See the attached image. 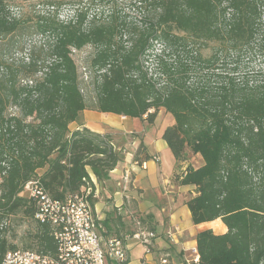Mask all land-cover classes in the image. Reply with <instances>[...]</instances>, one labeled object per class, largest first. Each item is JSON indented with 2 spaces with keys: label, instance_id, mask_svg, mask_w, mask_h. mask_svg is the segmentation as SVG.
Here are the masks:
<instances>
[{
  "label": "trees",
  "instance_id": "16d2710c",
  "mask_svg": "<svg viewBox=\"0 0 264 264\" xmlns=\"http://www.w3.org/2000/svg\"><path fill=\"white\" fill-rule=\"evenodd\" d=\"M37 5L46 11L26 17L0 0V38L30 27L51 39L41 79L10 84L5 96L0 92V264L8 250L18 249L4 224L16 214L34 223L22 250L50 255L56 250L50 227L33 220L34 202L21 195L26 183L36 181L58 200L87 184L93 193L90 176L104 182L124 160L109 135L69 129L86 109L71 55L86 46L93 48L96 111L152 123L163 110L174 120L162 139L175 160L201 157L203 164L188 166L180 180L196 189L187 202L191 222L219 219L227 230L196 235L195 264H264V75L252 81L234 75L243 55L264 59V0H38ZM63 9L69 17L60 20ZM209 43L215 48L205 57L201 49ZM146 60L155 62L160 75H148ZM7 102L17 105L20 117L5 115ZM30 117L35 122L26 123ZM144 153L140 145L137 164L149 159Z\"/></svg>",
  "mask_w": 264,
  "mask_h": 264
},
{
  "label": "crops",
  "instance_id": "0c3cea01",
  "mask_svg": "<svg viewBox=\"0 0 264 264\" xmlns=\"http://www.w3.org/2000/svg\"><path fill=\"white\" fill-rule=\"evenodd\" d=\"M156 117L152 123H148L145 118L131 119L99 113L92 106L86 107L79 114L77 121L70 124L74 126L70 131L84 127L98 134L109 135L114 149L122 151L124 155L123 162L110 172L106 181L97 182L93 176H90V179L93 185L92 208L100 220L104 237L116 236L112 235L116 233L123 234L126 231V219L133 220L131 215L136 212L139 217L147 218L148 224H151L149 231L156 234L151 252L144 254L142 247L138 245L140 252L134 259L130 251L137 245L134 240L125 239L128 264H161V260L170 264H184V260L189 257V249L196 247L195 239L199 232L212 230L215 234H224L227 230L219 219L198 225L192 224L187 202L196 195V189L194 186L181 185L180 180L188 166L196 169L203 161L199 155H195V158L201 160L198 167L192 165L191 161L177 162L162 139L164 128L172 126L174 121L168 120L163 127L158 125L159 115ZM140 145L144 147V154L149 159L137 164L134 156ZM139 157L142 158L143 155ZM148 185L152 191H148ZM147 192L152 193L150 203L145 201ZM153 205L158 207L163 217L162 222L155 221L153 215L145 213ZM128 214L129 217L124 218ZM119 216H123L120 220L123 226L121 230H117L120 224L114 220ZM176 229L174 241H170L166 232ZM133 230L134 224L131 232Z\"/></svg>",
  "mask_w": 264,
  "mask_h": 264
},
{
  "label": "rangeland",
  "instance_id": "374dc122",
  "mask_svg": "<svg viewBox=\"0 0 264 264\" xmlns=\"http://www.w3.org/2000/svg\"><path fill=\"white\" fill-rule=\"evenodd\" d=\"M7 1L10 4V9L13 13H23L26 17H35L38 11H46V9L44 10V8L37 5L38 0L27 2L21 0ZM58 17L60 20H65L69 17V12L66 9H63ZM50 44L51 39L49 37H41L30 27L22 28L12 35L0 38V63L2 65L0 69V82L3 86L0 89V92L2 96H5V88L11 86L10 84L20 87L25 83L30 84L41 79L43 73L46 72V65L49 60ZM214 48L215 45L212 43L207 45L205 44L201 49V53L203 56L207 57L213 52ZM193 49L196 50L199 49V47L194 46ZM92 53L93 48L91 46H86L80 51L73 50L71 55L77 68L78 84L87 108L94 106L95 102V89L93 81L96 74L89 66ZM232 66L233 65H228L227 68L231 69ZM144 67L147 69L146 71L148 72V75H160L153 60H146ZM234 75H237L239 80H257L260 75H264V59L256 56L254 53L243 55V57L238 60V70ZM5 115L20 117L21 112L17 105L13 104V102H7ZM158 115V125L161 124L163 127L166 125L168 120L174 121L173 117L166 114L163 110H160ZM105 119L106 118H104V120ZM25 122L28 123L35 121L33 120V117H30L27 118ZM73 128V125L70 126V130ZM188 161H191L192 165L195 167H198L201 162L200 158H195V155L193 156L191 154H189ZM147 188L148 191H152L150 185H148ZM151 195V192H147V200L145 201H148L149 203L152 202ZM22 196L25 197L26 194L23 193ZM114 213H117L116 209ZM145 213L153 215L155 221L162 222L163 217L156 205L151 206L150 209L148 208ZM131 216L133 217V220L131 219V221L126 219V223H124L126 231L123 234H112L116 235L113 237L122 238L127 234L132 236L138 229L144 231L149 230V225L151 226V224H148L147 218L143 219L142 217H139L137 212L132 213ZM127 217H129V214L124 216V218ZM117 218L120 224L117 230H121L120 228L122 227L123 229V226L121 225L122 222L120 220L123 216H119ZM114 220L117 219L114 218ZM6 221L5 227L7 230L5 234L8 241L11 244L16 245L18 250H22V240L26 237V235H29V232H32L34 227L33 221L22 218L20 214L10 216L6 219ZM133 224L134 230L131 232ZM139 252L140 248L138 245L132 248L130 251L132 259H134ZM184 264L186 263L184 262Z\"/></svg>",
  "mask_w": 264,
  "mask_h": 264
},
{
  "label": "built area",
  "instance_id": "2783aa9c",
  "mask_svg": "<svg viewBox=\"0 0 264 264\" xmlns=\"http://www.w3.org/2000/svg\"><path fill=\"white\" fill-rule=\"evenodd\" d=\"M23 193L34 202L33 220L50 227L56 250L52 255L30 250H8L3 264H124L128 260L125 239L134 240L144 254L151 252L156 238L152 231L138 229L125 238L103 236L100 220L92 208L93 193L89 184L63 200L53 199L36 181L26 183L21 195ZM176 233L177 229L167 231L166 237L174 241ZM188 252L185 263H198L196 247ZM161 264H167V261L161 260Z\"/></svg>",
  "mask_w": 264,
  "mask_h": 264
}]
</instances>
